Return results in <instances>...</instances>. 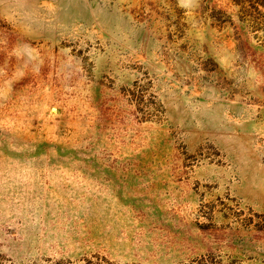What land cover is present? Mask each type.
Segmentation results:
<instances>
[{
    "label": "rangeland",
    "instance_id": "374dc122",
    "mask_svg": "<svg viewBox=\"0 0 264 264\" xmlns=\"http://www.w3.org/2000/svg\"><path fill=\"white\" fill-rule=\"evenodd\" d=\"M0 264H264V0H0Z\"/></svg>",
    "mask_w": 264,
    "mask_h": 264
}]
</instances>
